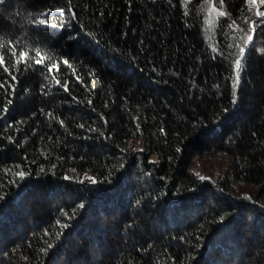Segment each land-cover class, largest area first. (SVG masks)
<instances>
[{
  "label": "trees",
  "instance_id": "1",
  "mask_svg": "<svg viewBox=\"0 0 264 264\" xmlns=\"http://www.w3.org/2000/svg\"><path fill=\"white\" fill-rule=\"evenodd\" d=\"M258 10L0 0V264H264Z\"/></svg>",
  "mask_w": 264,
  "mask_h": 264
},
{
  "label": "snow or ice",
  "instance_id": "2",
  "mask_svg": "<svg viewBox=\"0 0 264 264\" xmlns=\"http://www.w3.org/2000/svg\"><path fill=\"white\" fill-rule=\"evenodd\" d=\"M248 2L250 3V4H252L253 6H256L257 8H259V6L260 5H264V0H248ZM47 14H45V16H46ZM221 15H223V14H221ZM257 16L258 17H264V11H260V10H258L257 11ZM39 25H45V26H47L46 25V19H40L39 20ZM240 52H241V58L240 59H238V60H236V64H235V67H236V69L237 70H240L241 69V67H242V61H243V58H244V54H245V49H241L240 50ZM37 55H39V53H37ZM0 62H3L2 60H0ZM37 63H39V61H37ZM0 87H3V85H0ZM21 177H23L24 176V173L23 172H21L20 174H19ZM203 179V178H202Z\"/></svg>",
  "mask_w": 264,
  "mask_h": 264
},
{
  "label": "rangeland",
  "instance_id": "3",
  "mask_svg": "<svg viewBox=\"0 0 264 264\" xmlns=\"http://www.w3.org/2000/svg\"><path fill=\"white\" fill-rule=\"evenodd\" d=\"M92 180L91 173L85 172L82 176V181L84 182H90Z\"/></svg>",
  "mask_w": 264,
  "mask_h": 264
}]
</instances>
